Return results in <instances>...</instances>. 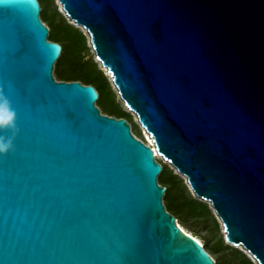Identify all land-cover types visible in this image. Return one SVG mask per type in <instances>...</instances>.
Instances as JSON below:
<instances>
[{"label": "water", "instance_id": "obj_1", "mask_svg": "<svg viewBox=\"0 0 264 264\" xmlns=\"http://www.w3.org/2000/svg\"><path fill=\"white\" fill-rule=\"evenodd\" d=\"M156 152L264 264V0H57ZM38 0H0V264H216L167 211L162 164L98 92L53 75ZM0 131V136H11Z\"/></svg>", "mask_w": 264, "mask_h": 264}, {"label": "trees", "instance_id": "obj_2", "mask_svg": "<svg viewBox=\"0 0 264 264\" xmlns=\"http://www.w3.org/2000/svg\"><path fill=\"white\" fill-rule=\"evenodd\" d=\"M38 1L41 7L40 18L49 27L48 39L62 46L60 56L55 62L57 79L78 80L93 85L98 92L96 104L101 106L103 112L117 118L123 117L130 122L131 116L116 101L115 93L102 70L91 57H85L88 51L85 36L78 28L65 21L53 5V0ZM158 182L166 187L163 203L167 211L191 231L195 232L202 226L205 232L202 235L203 246L211 256H216V264H254L242 251L224 243L219 234L218 222L206 202L192 197L182 179L172 174L164 164Z\"/></svg>", "mask_w": 264, "mask_h": 264}, {"label": "rangeland", "instance_id": "obj_3", "mask_svg": "<svg viewBox=\"0 0 264 264\" xmlns=\"http://www.w3.org/2000/svg\"><path fill=\"white\" fill-rule=\"evenodd\" d=\"M41 5L43 6V3H42V2H41ZM53 5L56 7V10L62 15V17L65 19V21H66L68 24L72 25L73 27L78 28V29L81 31V33L85 36V44H86V46L88 47V51H87L85 57H86V58H87V57H91L92 60L97 64L98 68L102 70L103 74L105 75V77L107 78V80H108V82H109V85H110L111 90L114 91V93H115V99H116V101H118L119 104H120V106H121V108H122L124 111L128 112V114L131 116V121H130L129 123H130V126H131V131H132V133L134 134V136H135L136 138H138V139L144 141V142H148V143H149L145 129H144V128L140 125V123L138 122V119H137L136 115H135V114H134L129 108H127L126 105L124 104V102L121 100V98H120L119 95L117 94L116 88L114 87V85H113L112 82H111V78H110L108 72L106 71V69H105L104 67L101 66L100 62L96 59V57H95V55H94V52H93V50H92L90 44L88 43V40H87V34H86L85 30H84L82 27L76 25L75 22H74L73 20H71V19L65 14V12L62 10L61 5L58 3L57 0H53ZM44 23L46 24V22H44ZM46 25H47V24H46ZM53 75H54V77L57 79V76H56V73H55V68H54V70H53ZM103 105L106 106V107H108L107 103H105V102H103ZM97 106L99 107L100 111L103 112V109L101 108V106H99V105H97ZM103 113H104V112H103ZM149 144H150V143H149ZM150 145H151V144H150ZM154 152H155V151H154ZM155 157H156V159H157L159 162H161V164L166 165V166H167V169H168L172 174H175V175H177L178 177H180V178L182 179L184 185L186 186L187 190L189 191L190 195H191L192 197L196 198V196L194 195V193H193L192 190L190 189L189 185L187 184V181H186L185 177H184L182 174L178 173L177 170H176L175 168H173V167L170 165V163L165 162V161L162 159V157L159 156V154H158L157 152H155ZM158 178H159V177H158ZM196 199H197V198H196ZM198 200H199V199H198ZM201 201L206 202L207 206L211 209V211H212V213H213V216L215 217V219H216L217 222H218V225H219V234L223 237L224 243L227 244V245H229V246H231V247H233V248H237L238 250L242 251L244 254L247 255V252H245L246 250L244 251L243 248H242L240 245H237V246H235V245H231V244H229V243H227V242L225 241V238H224V231H223V226H222V224H221V221L219 220V218H218V217L216 216V214L214 213V211H213V209H212L210 203H209L208 201H204V200H201ZM177 223H178L179 226H181V227H182L184 230H186L188 233H190V234L194 235L195 237H197V238L200 240V242H201L202 244L204 243V240L202 239V235H203L205 232H204V229L202 228V226H200V227L198 228V230L194 232V231H191V230H190L185 224L181 223L179 220H177ZM247 256H248V255H247ZM212 257L214 258V260L216 259V256H215V255H213ZM248 257H249V256H248ZM249 258H250V257H249ZM250 260H251L254 264H256L255 261H254L252 258H250Z\"/></svg>", "mask_w": 264, "mask_h": 264}, {"label": "clouds", "instance_id": "obj_4", "mask_svg": "<svg viewBox=\"0 0 264 264\" xmlns=\"http://www.w3.org/2000/svg\"><path fill=\"white\" fill-rule=\"evenodd\" d=\"M0 131H10L11 136H0V154H6L13 148V138L18 129L16 127V113L11 107L9 99L0 90Z\"/></svg>", "mask_w": 264, "mask_h": 264}, {"label": "bare ground", "instance_id": "obj_5", "mask_svg": "<svg viewBox=\"0 0 264 264\" xmlns=\"http://www.w3.org/2000/svg\"><path fill=\"white\" fill-rule=\"evenodd\" d=\"M76 24V23H75ZM77 25V24H76ZM78 26H80V25H78ZM80 27H82V26H80ZM83 28V27H82ZM84 29V28H83ZM85 30V29H84ZM86 32V31H85ZM146 134H147V132H146ZM147 138H148V141H149V143L153 146V149H154V151L156 152V150H155V148H154V144H153V142H152V140H151V138L149 137V135L147 134ZM159 156H161V155H159ZM163 159V158H162ZM164 160V159H163ZM165 162H167L168 163V161H166V160H164ZM171 165V164H170ZM172 166V165H171ZM173 167V166H172ZM174 168V167H173ZM178 172V171H177ZM179 173V172H178ZM181 227V226H180ZM182 228V227H181ZM183 229V228H182ZM184 230V229H183ZM185 232H187L186 230H184ZM188 233V232H187ZM190 234V233H189ZM192 235V234H191ZM192 236H194V235H192ZM195 237V236H194ZM199 242H200V240L197 238V237H195ZM241 246V245H240ZM242 247V246H241ZM243 248V247H242ZM243 250L245 251V249L243 248ZM245 252H247V251H245ZM247 254L251 257V255L247 252ZM252 259L255 261V259L252 257ZM255 263H256V261H255ZM257 264V263H256Z\"/></svg>", "mask_w": 264, "mask_h": 264}, {"label": "built area", "instance_id": "obj_6", "mask_svg": "<svg viewBox=\"0 0 264 264\" xmlns=\"http://www.w3.org/2000/svg\"><path fill=\"white\" fill-rule=\"evenodd\" d=\"M144 142V141H143ZM147 145H149L152 149H153V146L150 145L148 142H145ZM154 150V149H153ZM154 152V151H153ZM154 155H155V152H154Z\"/></svg>", "mask_w": 264, "mask_h": 264}]
</instances>
